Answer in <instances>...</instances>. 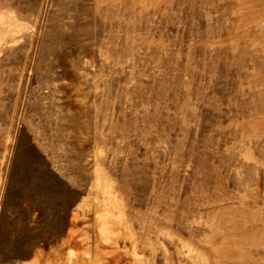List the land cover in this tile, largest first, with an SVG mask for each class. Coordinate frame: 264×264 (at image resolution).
<instances>
[{
    "label": "rangeland",
    "instance_id": "rangeland-1",
    "mask_svg": "<svg viewBox=\"0 0 264 264\" xmlns=\"http://www.w3.org/2000/svg\"><path fill=\"white\" fill-rule=\"evenodd\" d=\"M0 264H264V0H0Z\"/></svg>",
    "mask_w": 264,
    "mask_h": 264
}]
</instances>
